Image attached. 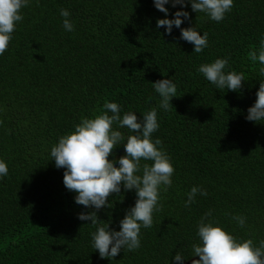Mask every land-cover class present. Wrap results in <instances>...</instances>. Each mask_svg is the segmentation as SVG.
<instances>
[{
    "label": "trees",
    "instance_id": "obj_1",
    "mask_svg": "<svg viewBox=\"0 0 264 264\" xmlns=\"http://www.w3.org/2000/svg\"><path fill=\"white\" fill-rule=\"evenodd\" d=\"M165 7L167 17L153 0H29L21 9L23 20L0 55V160L8 166L0 177V264H175L177 252L185 264L209 211L214 226L238 241L259 246L264 240V120L246 119L264 81L261 65L248 56L264 38V0H233L220 22L192 12L190 4ZM61 9L69 11L74 31L64 29ZM176 11L190 14L182 28L207 32L201 53L180 39V29L168 35L157 28L158 19H173ZM217 58H228L225 72L244 74L239 91L217 89L197 72ZM165 78L177 87L168 111L158 107L151 85ZM105 101L138 118L157 107L152 139L162 141L158 147L174 168L171 187L159 190L161 210L150 228L141 227L139 249H123L112 260L92 247L96 228L78 219L95 209L75 203L76 193L63 184L65 169L50 155L62 135L94 118ZM113 130L130 134L115 124ZM123 155L117 145L109 160ZM192 187L207 195L198 193L185 207ZM136 199L135 190L121 186L97 216L119 231ZM233 216L246 218L244 227Z\"/></svg>",
    "mask_w": 264,
    "mask_h": 264
},
{
    "label": "clouds",
    "instance_id": "obj_2",
    "mask_svg": "<svg viewBox=\"0 0 264 264\" xmlns=\"http://www.w3.org/2000/svg\"><path fill=\"white\" fill-rule=\"evenodd\" d=\"M155 8L169 15L165 5L171 3L175 8L182 9L188 4L194 13H205L211 20L220 22L233 7V0H153ZM29 0H0V55L7 50L12 33L17 22L23 20L21 9ZM63 17V27L66 31H74V25L69 19L66 9L60 10ZM183 18V19H182ZM185 20H190L187 11H176L173 19H158L157 28L164 27L166 34L171 35L173 27L180 29V39L194 46V53H201L208 46L207 32L201 35L196 27L182 28ZM249 59L259 62V73L264 76V38L260 41L258 50L250 51ZM228 58H217L212 63L201 64L197 72L217 89H227L237 92L242 88L244 74L235 71L225 72ZM159 95L158 107L168 111L173 108L170 101L176 98L177 87L172 79H160L151 83ZM110 113V114H109ZM246 119L251 122L264 120V81L259 83L256 101L247 109ZM127 128L129 135L113 130V125ZM159 128L157 107L145 112L142 117L129 111L121 115L117 103L105 101L103 110L94 118H82L74 126V131L62 135L51 147L50 155L57 169H65L63 184L67 190L76 193L74 200L77 205L87 209H95L78 214L81 221H90L96 228L91 234L92 247L98 251L101 259L112 260L121 250L135 251L141 246V227L150 228L153 224V212L160 211L158 207L159 190L164 186L167 191L172 185L174 168L168 155L162 150V141H153L152 135ZM117 145H123L125 155L118 161L109 160ZM152 161L151 164L141 160ZM118 163V167L115 166ZM142 173V174H137ZM8 174L7 164L0 160V177ZM121 186L125 191L135 190V205L126 211L119 222L120 230H111L110 222L99 220L97 213L107 207L109 197L119 194ZM206 196L207 192L192 187L187 193L185 207L195 202L197 194ZM209 211L200 219L197 225L199 243L192 245L193 257L191 264H264V240L256 246L252 239L238 241L220 226L218 222L209 219ZM240 227H244L245 219L233 216ZM175 264H183L184 258L177 252L173 258Z\"/></svg>",
    "mask_w": 264,
    "mask_h": 264
},
{
    "label": "water",
    "instance_id": "obj_3",
    "mask_svg": "<svg viewBox=\"0 0 264 264\" xmlns=\"http://www.w3.org/2000/svg\"><path fill=\"white\" fill-rule=\"evenodd\" d=\"M192 259H199V257H193L189 261H187L185 264H191Z\"/></svg>",
    "mask_w": 264,
    "mask_h": 264
}]
</instances>
